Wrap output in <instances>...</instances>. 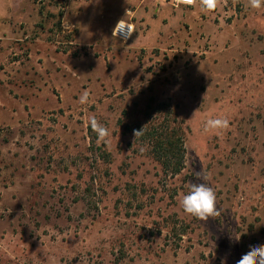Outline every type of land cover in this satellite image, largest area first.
Wrapping results in <instances>:
<instances>
[{"label": "rangeland", "instance_id": "1", "mask_svg": "<svg viewBox=\"0 0 264 264\" xmlns=\"http://www.w3.org/2000/svg\"><path fill=\"white\" fill-rule=\"evenodd\" d=\"M118 20L140 22L127 43ZM166 124L186 149L175 176L142 136ZM202 172L220 210L206 221L179 203ZM259 244L264 6L0 0V264H236Z\"/></svg>", "mask_w": 264, "mask_h": 264}, {"label": "clouds", "instance_id": "2", "mask_svg": "<svg viewBox=\"0 0 264 264\" xmlns=\"http://www.w3.org/2000/svg\"><path fill=\"white\" fill-rule=\"evenodd\" d=\"M195 0H181L184 5H193ZM201 11H215L221 3V0H199ZM247 6L252 9H260L264 6V0H247ZM113 33L123 41H128L132 38L134 27L130 23L118 21L113 29ZM178 90V88L176 89ZM90 93L85 90L81 93L79 102L86 104L89 100ZM88 126L97 135V143L110 142L111 133L109 129L102 124L93 115L88 117ZM230 121L226 117L209 118L205 122L204 131L206 133L220 135L223 131L229 129ZM140 133L139 129H133V136ZM199 179L204 183H190L187 194H184L180 199V207L183 212L189 216L195 217L201 221H206L209 217L220 215V210L217 209V196L215 189L207 182L209 177L202 173H196ZM237 241L239 237L236 238ZM221 264H226V258L221 260ZM236 264H264V244L250 246L248 252L243 254Z\"/></svg>", "mask_w": 264, "mask_h": 264}, {"label": "trees", "instance_id": "3", "mask_svg": "<svg viewBox=\"0 0 264 264\" xmlns=\"http://www.w3.org/2000/svg\"><path fill=\"white\" fill-rule=\"evenodd\" d=\"M142 136L152 143V155L170 176L180 174L185 168L186 149L182 128L171 124L152 126Z\"/></svg>", "mask_w": 264, "mask_h": 264}, {"label": "crops", "instance_id": "4", "mask_svg": "<svg viewBox=\"0 0 264 264\" xmlns=\"http://www.w3.org/2000/svg\"><path fill=\"white\" fill-rule=\"evenodd\" d=\"M141 3H144L145 1H147V0H139ZM150 2L152 3V4H154L155 3V0H150ZM133 13L134 14H136V16H139L140 15V13H139V7H137L134 11H133ZM118 21H120V20H118ZM117 21V22H118ZM123 22H129V23H132L133 25H134V27L136 28L137 26H138V28H139V23H137V22H133V21H126V20H122ZM117 24V23H116ZM116 24H115V26H116ZM114 26V27H115ZM114 29V28H113ZM134 33H135V31H134ZM112 35H113V31H112ZM134 35V34H133ZM114 36V35H113ZM139 42V38H136L135 40H134V42H133V45H135L134 43H136V42Z\"/></svg>", "mask_w": 264, "mask_h": 264}, {"label": "built area", "instance_id": "5", "mask_svg": "<svg viewBox=\"0 0 264 264\" xmlns=\"http://www.w3.org/2000/svg\"><path fill=\"white\" fill-rule=\"evenodd\" d=\"M175 1V4L176 5H183V6H189V5H184L183 3H181V0H174ZM195 2H196V0H195ZM195 2H194V4H195ZM193 4V5H194ZM193 5H190V6H193ZM124 23H129V22H124ZM130 24H132V23H130ZM133 25V24H132ZM133 27H134V25H133ZM134 31H135V27H134ZM134 34V33H133ZM113 35H114V37L116 38V39H118L119 41H121L122 43H127V42H129L131 39H129L128 41H123V40H121L120 38H118L117 36H116V34L115 33H113ZM133 36V35H132Z\"/></svg>", "mask_w": 264, "mask_h": 264}]
</instances>
